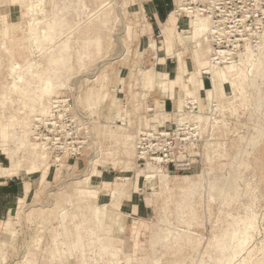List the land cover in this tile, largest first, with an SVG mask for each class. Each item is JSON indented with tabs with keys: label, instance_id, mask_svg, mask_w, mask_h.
Masks as SVG:
<instances>
[{
	"label": "rangeland",
	"instance_id": "374dc122",
	"mask_svg": "<svg viewBox=\"0 0 264 264\" xmlns=\"http://www.w3.org/2000/svg\"><path fill=\"white\" fill-rule=\"evenodd\" d=\"M110 1L103 14L112 21L93 32L97 21L87 14L97 1L0 0V182L14 177L27 190L10 205L0 199V264H264V50L255 75L239 61L229 83L217 81L231 98L214 118H205L202 139L187 153L191 166L170 165L166 172L160 161L152 183L144 176L149 162L138 161L135 149L128 154V137L151 129H134L141 124L136 114H152L153 80L154 89L160 87L146 63L171 47L165 30L149 40L151 18L134 4L140 0ZM84 2L91 10L83 9ZM32 5L36 9L28 10ZM31 18L47 30L38 42L29 32ZM177 19L180 30L189 28L190 19ZM16 60L25 61L17 85L9 77ZM48 78L54 97L69 102L62 110L82 127L81 153L59 165L53 157L42 164L28 144L39 140L21 132H31L41 112L26 106L28 95ZM92 86L100 91L97 101H87ZM177 110L174 103L164 126L177 123ZM2 129L17 137L5 141ZM18 141L25 144L20 150ZM64 208L67 231L59 215ZM105 246L108 253L100 251Z\"/></svg>",
	"mask_w": 264,
	"mask_h": 264
},
{
	"label": "bare ground",
	"instance_id": "6f19581e",
	"mask_svg": "<svg viewBox=\"0 0 264 264\" xmlns=\"http://www.w3.org/2000/svg\"><path fill=\"white\" fill-rule=\"evenodd\" d=\"M6 1L10 5L16 4L19 1H21V2H19V4L22 5V0H19V1L18 0H6ZM14 1H17V2H14ZM94 1L95 2L97 1V3L95 5V7L92 8V10H91V8L88 7L86 2L83 3V9H85L86 12H87V10H91L90 13L87 14V16L89 15V20L97 21L95 26H93V32L105 31L108 28L109 23L112 20L109 18L107 19L106 14L105 13L103 14V12H105L107 9H109L111 7L112 3L110 0H100V1L94 0ZM73 2L76 3V0H73ZM36 7H37V5H32L31 7L28 8V10H30V9L32 10V8L36 9ZM101 14H103V16H101ZM107 14H108V12H107ZM39 23H40V21L38 20V18L37 19L31 18V20L29 21V32L31 33V35L34 36L33 38L35 39V42L40 41L41 33L47 32V30H41L40 29ZM82 23H84V22H80V24H78V27H80V25ZM67 24L68 23H66V25ZM12 25H13V27H15L16 32L19 33L20 32L19 30H21V21H19L17 18H15ZM51 25L52 24L50 23L49 26H51ZM165 25H166V27L169 28V30L171 31V33L173 35L176 32L173 39H174L175 46L177 48L178 55L182 59L183 55L181 54L182 50L180 48V43H179L180 31L177 30V26H178L177 16L175 15L174 12H172L170 15V22L165 24ZM56 26L57 25L54 24L53 27H56ZM210 28H211L210 17L197 15L196 17H193L190 19L189 28L187 29V32H186V35H188V37H189L188 42L190 43V47H192V49H193V51L191 52V56L193 57L195 65L199 66V72H201L202 74H209V75L214 76L213 77L214 83H215V80H217V79H218L217 81H219V82H224V83L228 82L229 83L231 81L230 76H232V73L237 71V66H239L238 62L241 61V63H243V67H241L242 70L246 71L247 75H251V76L255 75L258 68H259V63H260L257 60L262 55V52L264 50V31H263V34L258 37V40L255 44L250 43V45H246L245 49L234 52L235 53L234 55L230 53V57H228L229 54L226 51H224V50L216 51L214 49V47L212 46V44L209 40V36H208ZM5 29H7V27ZM5 33L6 32H4V35H6ZM60 38L61 37H58L56 42L60 41L61 40ZM121 40H123V38H121ZM228 58H229V61L227 60ZM24 62L23 61H17V60L10 62L9 77L11 78V83H14V84L16 83V85H17L18 82L23 81L21 70L23 69L22 64ZM234 63H236V64H234ZM215 77L217 79H215ZM96 81H98V78H94V80L92 82H96ZM147 81H149V80H147ZM225 81H227V82H225ZM172 83L180 84V85L183 83L184 89L186 91V95L191 93L190 89L192 87V83L185 81V70L183 68L182 61H181L180 66H179V72L177 75V80L175 82L172 81ZM189 84H191V87H189ZM197 84H198V82H197ZM222 85L223 84H220L218 82H217V86L215 85V87L212 91V93H213L212 98L214 99V102L209 103L210 109H208L205 112L202 111L203 109L199 105L197 99L190 97L185 101V103H183V105H182V99H181L179 101L178 106H177L178 110L174 112L177 123L178 122H184L185 120H192L197 124L199 132H200L201 136H203V126L205 124L204 123L205 118H209L210 115L212 118H214V112L217 109V107H220V108L222 107L221 102H220V94L221 95L223 94ZM54 88H55L54 82L52 80H50V78H48L46 81L43 82V84L37 85L33 96L28 95L27 99L29 100L30 103L26 104V106L31 108L30 111L32 112V110H37L38 108L41 109V112L39 110L37 111L39 113L37 115V121H39L41 115L46 116L51 112L50 107H51V105H53L52 103L55 102V101H52L53 99H55ZM198 90H199V88H198ZM194 93L196 95L200 94V92H198L197 90ZM99 94H100V91L98 92V90L95 89V86H92V88L89 89V92L87 94V97H86L87 101H91V100L97 101L99 99ZM64 101H66V100H64ZM66 102H68V101H66ZM187 103L195 104L196 106L194 108L197 110L196 111H187L185 108ZM209 105L207 107H209ZM149 110L150 109H148V111ZM174 113H173V119L172 120H175ZM170 115H171V112L164 111L163 109L157 110V108L155 107L154 113L147 114L146 117L145 116L143 117V120L146 123H147V121L149 122V126L146 125V123H144V125L150 127L151 130H159V128L161 126L169 124L168 122L170 121L169 120ZM16 119H17V117H16ZM35 120H36V116H35ZM176 124H174L173 126L175 127ZM35 128L36 127L34 125L31 132L29 130H25V129H21V132H24L27 135H30V134L35 135V138H37V140H39V137L36 133ZM140 131H143V130H140ZM144 131H147V130H144ZM1 136H2L1 138H4L5 141H9V140L15 139L17 137L13 132L9 131L8 129H2L1 130ZM28 144L33 147V152H34L35 156L40 159V162L42 164L43 163L48 164L49 159L51 158V156H50L51 153L47 150V147L45 146V144H43V142L40 140L37 143L31 142V140H30V142ZM196 144H198V143H195L193 146H195ZM24 145H25L24 142L18 141L16 147L20 150L21 147ZM210 146H211V144L208 145V148H206V150L209 151L212 148L211 147L209 149ZM39 150H40V152H39ZM135 150H136V147H135ZM64 158L67 159V156H64L62 159L60 157H57L54 161L55 162L54 165H56L57 163L59 165V163ZM155 164L156 163H152V162L147 163L146 169H149V170L147 172V175H146V173H144L145 178H147V180L152 182V183L154 182L153 180L151 181V178L153 177L152 175L154 173H157L155 168L162 166V165L159 166V165H155ZM17 166H19V168L22 167L21 164H19ZM161 168L163 170H165L166 172L168 171L167 168H165V167H161ZM19 170H22V169H19ZM143 170L145 172V168ZM174 177L175 176H173V178ZM59 215H60V219H61L60 221H62L64 229H65V231H67V224H66V218L68 216L67 209H65V208L62 209L60 211ZM98 240H101V238H98ZM101 241H103V240H101ZM114 250H117V248H114ZM100 251H104L105 253H108V251H109L108 246H105ZM101 254H103V253H101ZM107 260H111L110 255H109ZM111 261H113V264H115L114 260H111Z\"/></svg>",
	"mask_w": 264,
	"mask_h": 264
},
{
	"label": "built area",
	"instance_id": "2783aa9c",
	"mask_svg": "<svg viewBox=\"0 0 264 264\" xmlns=\"http://www.w3.org/2000/svg\"><path fill=\"white\" fill-rule=\"evenodd\" d=\"M173 3V12L180 18L209 16V40L216 51L224 50L228 57L250 43L255 44L264 31V0H173ZM52 101L55 102L50 107L51 112L36 121V133L53 159L76 157L82 149L83 142L79 138L82 127L72 115L62 110L65 101L60 96ZM195 106L187 103L185 108L196 111ZM201 139L198 126L192 120L178 122L175 127L138 131L135 140L137 160L162 161L167 169L170 165L190 167L189 148Z\"/></svg>",
	"mask_w": 264,
	"mask_h": 264
},
{
	"label": "crops",
	"instance_id": "0c3cea01",
	"mask_svg": "<svg viewBox=\"0 0 264 264\" xmlns=\"http://www.w3.org/2000/svg\"><path fill=\"white\" fill-rule=\"evenodd\" d=\"M98 1H100V0H98ZM139 2H140L139 4L135 3V2H134V4H136V6H138V7L142 6L144 12L146 11L145 9H147V11L150 14L151 21L146 23V25H145L147 30L149 31V40H150V38H153L156 35V33H161L163 36H165V33H164V30H165L167 35H168V40H167L168 44L165 41V45H170V47H171V51H169V54H168L167 49L165 47V52L167 53L166 55L160 56L157 58L152 57L151 59L153 60V62L150 61L149 63H146L148 65L145 64L147 66L146 69H147L149 75H152L153 79H155V81L157 78L158 81H156V83L160 86L157 90L154 89L155 82L153 80L152 88L150 87V89H149V91H150V93H149L150 98L149 99L150 100H148V104H147L149 106H153V108H148V109H150V111H152V113L155 112V107L157 108V110L163 109L164 111L170 112V109L171 108L173 109L174 103L177 107L179 104V101L181 99L183 100V103H185V101L190 97L197 99L199 105L201 107L204 106V108L206 106H208L209 103L214 102L213 98L204 99V96L206 95V97L208 98V94H209V92H211V94H212L211 97H213L212 91H213L215 85L217 86V80H215V83H214V79H213L214 76H212V75L207 76L206 74H202L201 72H199V66L195 65L193 57L191 56V52L193 51V49H192V47H190V43L188 42L189 37H188V35H186L188 28L185 30H180L181 29V26H180L181 20L177 19V23H178L177 30L180 31L179 43H180V48L182 50L181 54L183 55L182 59H181V57L178 55L177 48L175 46L174 39H173L176 32L173 35L171 33V31L169 30V28L166 27V25H165V24L170 22V15L173 12L171 0H140ZM181 32L182 33L185 32V35L182 34ZM129 33H130V31H129ZM152 45L154 46V48L156 47V45H155V43H153V41L149 42V47ZM170 52H171V54L172 53L173 54L171 55ZM181 61L183 63V68L185 70V81L192 83V87H191V84H189V87H191V89H190L191 93L188 95H186V91L184 89L183 83L181 85L172 83V81L175 82L177 80V75L179 72V66H180ZM145 65H144V67H145ZM142 66H143V64L141 65V67ZM127 69H128V67H122V70H127ZM149 71H151L153 73H150ZM163 79L169 81V85L165 91V95L161 92L163 89V87H162ZM215 79H217V78L215 77ZM197 82H198V84H197ZM198 88H199V90H198ZM196 90L198 92H200V94L196 95L194 93ZM222 92H223V94L222 95L220 94V102H221V105H226L228 103L227 100L231 97H228L224 85H222ZM141 103H143L142 100H141ZM149 106H147V107H149ZM136 116H139L137 118V120L141 121V124L139 125V123H138L139 127H137V128L135 127L134 129L139 130L142 126H144V123H146V122L143 120L144 116H140L139 113L136 114ZM129 118H124V119H126V121H127V119H129ZM134 121H135V119H134ZM136 123L137 122L135 121L133 124L136 125ZM146 125L149 126L148 121H147ZM130 128H132V126H130V124H129L125 128L126 132L131 131ZM135 136H136V134H135ZM135 136L129 135V137H128V141H130L128 143L130 145V147H128L129 149H127L128 154L133 153L132 149H135V144H136L134 141ZM86 179L89 182L91 177L90 178L88 177ZM86 179H83V181H85ZM26 191L27 190H26L25 182L17 181L16 178H14V177H9V179H6L3 182H0V199H1V202L3 203V205H7V204L10 205L11 203H13L14 200L19 201L20 199L25 198L27 196ZM3 207H5V206H3ZM6 207L4 210H6ZM3 219H5V216H0V221H5Z\"/></svg>",
	"mask_w": 264,
	"mask_h": 264
}]
</instances>
